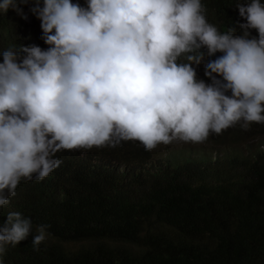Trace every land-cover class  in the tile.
<instances>
[{"label": "clouds", "instance_id": "9594fccd", "mask_svg": "<svg viewBox=\"0 0 264 264\" xmlns=\"http://www.w3.org/2000/svg\"><path fill=\"white\" fill-rule=\"evenodd\" d=\"M34 2L0 3V15H10L7 30L0 28V209L22 181H42L60 167L62 150L136 141L147 151L167 150L150 157L161 165L212 133L264 124L261 0L239 5L242 35L209 23L202 0ZM203 48L218 57L206 65L204 81L196 72ZM46 227H36V250ZM32 228L20 212L7 214L0 264Z\"/></svg>", "mask_w": 264, "mask_h": 264}, {"label": "trees", "instance_id": "16d2710c", "mask_svg": "<svg viewBox=\"0 0 264 264\" xmlns=\"http://www.w3.org/2000/svg\"><path fill=\"white\" fill-rule=\"evenodd\" d=\"M202 3L209 23L242 35L239 5L249 0ZM9 16L0 15V28ZM201 51L196 72L204 81L218 57ZM159 149L127 141L58 152L60 167L42 181H22L0 209V224L20 212L33 225L26 240L8 246L3 264H264V124L212 133L150 163ZM110 175L121 176L111 183ZM40 225L49 235L36 250Z\"/></svg>", "mask_w": 264, "mask_h": 264}, {"label": "rangeland", "instance_id": "374dc122", "mask_svg": "<svg viewBox=\"0 0 264 264\" xmlns=\"http://www.w3.org/2000/svg\"><path fill=\"white\" fill-rule=\"evenodd\" d=\"M166 153H167V150L161 149V150L157 151L156 153H154L151 156V159L154 160V161H156L157 159L163 158Z\"/></svg>", "mask_w": 264, "mask_h": 264}]
</instances>
